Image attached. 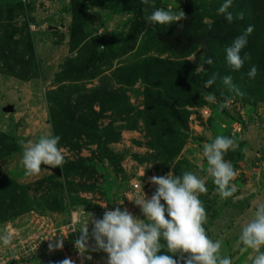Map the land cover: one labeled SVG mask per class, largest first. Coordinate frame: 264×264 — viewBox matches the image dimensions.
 I'll use <instances>...</instances> for the list:
<instances>
[{"label":"rangeland","instance_id":"1","mask_svg":"<svg viewBox=\"0 0 264 264\" xmlns=\"http://www.w3.org/2000/svg\"><path fill=\"white\" fill-rule=\"evenodd\" d=\"M186 3L188 36L208 35L206 71L200 46L177 54L156 38L174 34L183 17L168 25L145 20L155 8L184 13ZM222 3L155 0L153 8L142 0H0V236L11 241L0 240V264H59L57 249L49 251L40 239L27 252L11 246L35 230L38 217L61 226L73 214L77 230L90 219L87 213L102 218L133 181L150 198L156 186L149 178L169 171L205 181L208 191L199 199L207 234L222 241L221 254L232 264H251L256 253L237 241L264 203V0H233L231 23L217 11ZM241 12L242 20L236 18ZM249 25L254 30L241 56L250 53L251 60L234 70L225 50ZM252 65L255 79L247 76ZM214 74L215 83L205 88ZM225 76L243 97L223 84ZM208 94L216 97L213 111L226 115L223 136L238 145L224 155L236 171L226 199L202 154L212 141V119L199 115ZM225 102L231 107L221 109ZM43 134L61 137L66 162L55 168L61 175L42 165L39 176L25 177L22 146ZM88 252L102 258L103 252Z\"/></svg>","mask_w":264,"mask_h":264},{"label":"clouds","instance_id":"2","mask_svg":"<svg viewBox=\"0 0 264 264\" xmlns=\"http://www.w3.org/2000/svg\"><path fill=\"white\" fill-rule=\"evenodd\" d=\"M142 3L155 8V0H142ZM232 4L233 0H223L217 10L229 23L234 19L229 11ZM182 17L186 19L183 12L176 14L155 8L145 16V20L152 24L168 25L180 21ZM236 18L242 20L244 14L238 13ZM253 30V26L249 25L225 50L227 63L234 70L241 69L246 60H251L250 53L245 52L242 57L241 51L246 47L248 36ZM197 70L202 69L198 66ZM257 71V67L252 65L247 73L248 78L255 79ZM216 76L214 74L208 79L204 87L212 86ZM223 84L236 95H245L232 83L231 76L223 77ZM205 99L214 102L216 97L208 94ZM230 107L228 102L220 104L221 109ZM60 139L58 135L43 134L37 141H29L22 146L19 163L25 177L39 176L45 169L42 165L55 169L66 162L64 150L58 147ZM237 146L234 139L223 135L216 136L202 146V154L207 161V174L222 199L233 194L230 182L236 176L232 163L226 161L224 155ZM149 183L156 186L150 198L142 188L130 199L139 207L144 219L120 206L114 210L104 207L106 210L100 219L87 213L90 219L77 230L80 235L74 242L81 255L88 251L106 253V264H232L230 257L221 254L222 241L211 239L204 227L207 212L199 194L206 193L208 189L203 179L192 172L174 175L169 171L162 176L153 175ZM123 203L121 201L116 205ZM89 222L92 225L91 232ZM0 240L4 245L11 242L7 235L0 236ZM90 241L93 243L90 244ZM237 242L245 250L251 249L256 253L251 264H264V251H261L264 248V203L259 204L253 217L242 225ZM62 248L63 239L49 244V251ZM88 258L91 259L90 256ZM60 264H73V261L65 258Z\"/></svg>","mask_w":264,"mask_h":264},{"label":"built area","instance_id":"3","mask_svg":"<svg viewBox=\"0 0 264 264\" xmlns=\"http://www.w3.org/2000/svg\"><path fill=\"white\" fill-rule=\"evenodd\" d=\"M213 104V102L208 101L206 105L201 107L199 110V115L202 119L207 120L212 117ZM141 189L142 186L138 181L131 182L128 188L122 193L121 201H124L123 205L118 206H120L122 209L127 208L133 215L137 217L141 215L142 213L139 207L130 201V199H133ZM143 191L147 195V192L144 189ZM38 218L40 219L35 221V230L32 231L31 234L27 232L25 237L22 239L17 237L18 244H13L11 248H14L16 245H20V247H22V249L27 252V247H29L30 244H33L36 239H40L39 243H43L49 250L50 243L55 244L57 240L63 239V248L57 249V253L60 255V261L64 260L65 258H70L73 261V264H106V256L104 253H102V258H95L89 252L81 255L75 248L74 242L79 236L76 229V219L73 214H71L69 222L61 226L54 225L44 217ZM14 252L16 253V251ZM89 256L91 259L88 258ZM16 257L17 255H14L11 257V259H16Z\"/></svg>","mask_w":264,"mask_h":264},{"label":"water","instance_id":"4","mask_svg":"<svg viewBox=\"0 0 264 264\" xmlns=\"http://www.w3.org/2000/svg\"><path fill=\"white\" fill-rule=\"evenodd\" d=\"M185 18L181 27L174 34L156 33V38L159 42L167 45L177 54H182L189 50L192 46L198 45L203 49L205 60L203 70L206 71L209 67V61L211 60L210 49L208 46V35L203 36H188V29L192 24V17L189 11L187 3L184 8ZM9 111L12 108L8 109ZM56 175L60 176L61 172L58 169H51Z\"/></svg>","mask_w":264,"mask_h":264},{"label":"crops","instance_id":"5","mask_svg":"<svg viewBox=\"0 0 264 264\" xmlns=\"http://www.w3.org/2000/svg\"><path fill=\"white\" fill-rule=\"evenodd\" d=\"M226 115L221 111H213L212 121L210 123L209 137L214 140L216 136L223 135L229 125L227 121L222 120ZM214 132V134H213Z\"/></svg>","mask_w":264,"mask_h":264},{"label":"trees","instance_id":"6","mask_svg":"<svg viewBox=\"0 0 264 264\" xmlns=\"http://www.w3.org/2000/svg\"><path fill=\"white\" fill-rule=\"evenodd\" d=\"M189 30V29H188ZM188 34V33H187ZM219 111V110H218ZM222 112V111H221ZM225 114V113H224ZM210 119H212V117L210 118ZM230 121H232V119H230Z\"/></svg>","mask_w":264,"mask_h":264}]
</instances>
